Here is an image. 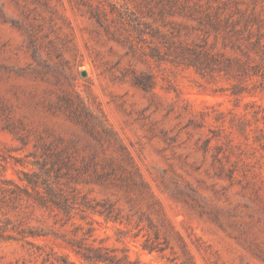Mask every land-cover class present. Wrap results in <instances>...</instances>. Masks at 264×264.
Here are the masks:
<instances>
[{"label": "rangeland", "instance_id": "374dc122", "mask_svg": "<svg viewBox=\"0 0 264 264\" xmlns=\"http://www.w3.org/2000/svg\"><path fill=\"white\" fill-rule=\"evenodd\" d=\"M144 10L0 0V188L36 173L68 206L59 227L22 195L0 224L62 233L46 250L76 262L67 242L114 264H264V79L200 74L174 48L196 32L168 46ZM21 256L0 243V264Z\"/></svg>", "mask_w": 264, "mask_h": 264}, {"label": "trees", "instance_id": "16d2710c", "mask_svg": "<svg viewBox=\"0 0 264 264\" xmlns=\"http://www.w3.org/2000/svg\"><path fill=\"white\" fill-rule=\"evenodd\" d=\"M143 6L144 16L160 22L162 26L170 25L168 36L154 28L151 36L159 37L172 46V37H179L184 32H196L199 42L179 40L175 44L176 54L193 66L200 74L213 71L243 80L249 73L264 79V0H131ZM145 25H148L146 22ZM144 25V26H145ZM142 32L141 29H139ZM220 43L224 49L236 52L240 57L226 56L214 51ZM255 54V57H253ZM141 84V83H138ZM243 92L242 86L235 84L231 94L236 96ZM44 166V165H42ZM43 168V167H40ZM21 184L13 183L11 187L0 188V205H13L23 195L34 198L38 205L46 209L57 210L53 216L54 224L63 227L68 217L67 204L55 194L43 180H38L36 173H23ZM42 186L43 192L38 190ZM43 193V194H41ZM14 208V206H13ZM106 214H110L107 211ZM61 215V217H59ZM63 238V234L53 229L23 226L22 221L13 223L5 219L0 224V243L15 244L27 256L31 264H114L115 259L102 254L99 248L83 245L80 241H70V249L79 258L73 261L65 253L53 248L46 250L47 242ZM15 264H27L21 256ZM12 264V263H10Z\"/></svg>", "mask_w": 264, "mask_h": 264}, {"label": "water", "instance_id": "95a60500", "mask_svg": "<svg viewBox=\"0 0 264 264\" xmlns=\"http://www.w3.org/2000/svg\"><path fill=\"white\" fill-rule=\"evenodd\" d=\"M83 76H84V74H83Z\"/></svg>", "mask_w": 264, "mask_h": 264}]
</instances>
